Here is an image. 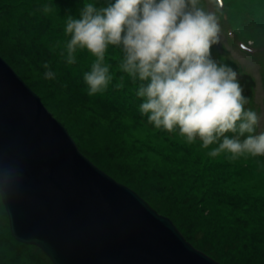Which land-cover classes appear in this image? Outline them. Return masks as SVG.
I'll return each mask as SVG.
<instances>
[{
    "label": "water",
    "instance_id": "95a60500",
    "mask_svg": "<svg viewBox=\"0 0 264 264\" xmlns=\"http://www.w3.org/2000/svg\"><path fill=\"white\" fill-rule=\"evenodd\" d=\"M0 194L13 236L53 264H222L88 158L1 55Z\"/></svg>",
    "mask_w": 264,
    "mask_h": 264
},
{
    "label": "clouds",
    "instance_id": "9594fccd",
    "mask_svg": "<svg viewBox=\"0 0 264 264\" xmlns=\"http://www.w3.org/2000/svg\"><path fill=\"white\" fill-rule=\"evenodd\" d=\"M41 10L58 11L49 4ZM63 19L66 62L76 63L77 50L95 57L83 75L89 96L107 89L113 77L106 53L119 48V69L136 85L139 111L150 125L178 131L189 144L201 141L209 157H264V131L256 134L261 118L245 108L239 74L211 55L221 27L203 0H84L77 16ZM42 66L46 79L56 78L50 62Z\"/></svg>",
    "mask_w": 264,
    "mask_h": 264
},
{
    "label": "trees",
    "instance_id": "16d2710c",
    "mask_svg": "<svg viewBox=\"0 0 264 264\" xmlns=\"http://www.w3.org/2000/svg\"><path fill=\"white\" fill-rule=\"evenodd\" d=\"M20 1L23 3H19L17 7L15 5L14 10L24 9L25 13L32 12L33 23L34 20L38 21L39 18L35 16L38 14L41 24L44 25L39 28V35L37 30H34L31 39L20 40L24 46L21 53L14 44L11 47L7 42L6 44L3 43V46L8 50L0 43V54L18 72L20 71L17 66L21 63L22 56L26 54L28 56L34 55L39 59L38 65L41 68L38 69H41L43 74L46 71L42 66L43 63L50 62V67L56 72V78L47 79L49 83L46 84L51 86V91L43 95V101L51 96H56L57 91H54V87L59 86L57 83L62 84V81L68 79L73 88V92L70 94L72 95L70 108L78 106L79 109H84V111L89 109L90 112L88 111V113L95 112L99 119L110 126L115 137L112 138V132L106 134L99 127L104 137L103 142H99L97 139L100 147L94 145L92 147V149H95L94 153L81 151L98 167L122 183L131 186L128 181L126 182V179L127 176L134 174L135 180L130 179L129 181H136V187H141L144 190L143 192L139 188V193L160 213L173 218L174 221H183L187 225L189 224L191 234L196 235L200 230L205 239L209 238L214 242L215 255L221 261L226 260L224 257H229L235 260L232 261L234 264L240 263V260L244 264H250L255 260L258 262L257 264H264V247L261 246L264 245V230H262L260 223L254 221L256 216L262 217L259 215V208L264 210V202L259 201L254 196H247L246 193H243L244 191H239V193L232 190L227 184L224 185L233 174L234 178L237 177L238 180L239 178L242 179V176L249 177L248 175L252 172L251 167L241 166L237 159L233 160L228 156H225V158H228L226 161L221 162L217 161L216 158L203 159L195 151L192 144L180 141L178 131L169 133L164 129H156L150 125L147 122V117L139 111V105L142 101L136 96V85L119 69L122 56L119 48L110 46L106 53L105 63L110 65L112 81L104 92L89 96L87 94L88 86L83 79V75L85 72L90 71L95 57L85 50H77L76 53L79 54L80 58L76 56V63L70 65L66 62L65 53L60 70L58 61H62L63 57L60 52L54 55L53 51L62 50L67 37L64 38L62 34L57 32L58 24H61L60 19H55L53 13H50L49 16L48 14L45 15L41 10L43 5L48 4L49 0ZM56 1L66 8L67 14L78 15L73 11L76 0ZM95 2L98 5H103L107 0H95ZM245 6L246 16L244 18L248 22H258L259 13L262 9L264 10V0H248ZM227 31L232 35V44L236 45V35L230 29H227ZM60 36L63 38H60ZM41 38H43L42 41ZM42 46L44 49L49 47L51 53L48 55V52L40 49ZM10 48L14 49V52H10ZM22 62L26 64V62ZM76 69L80 70V76L75 83L73 73ZM59 70L58 75L57 71ZM22 77L27 80L29 78L25 75ZM121 77H123V80H121ZM120 83H123V87L117 86ZM29 85L35 91H39L34 82L30 81ZM80 91L90 104L86 102L82 95L77 96ZM53 100L56 101V98L54 97ZM56 106L58 107V105ZM84 124H88L90 129L95 131V127L91 122H84ZM146 129L151 134H154L151 131L154 130L158 139H161L165 145H161L158 141L155 145L147 143L142 138ZM127 133L130 135H127ZM111 138L113 142L117 140L118 144L122 141L129 144L134 150L133 153L141 150L140 148L145 152H151L154 155L153 158L143 155L140 156V159H143L144 163L155 167L145 169L140 165L134 171V168L128 163L119 164L115 160L112 162L113 146L111 145ZM108 151L110 153H107ZM121 156L126 157L124 154H121ZM131 156L133 159L138 160L137 155L131 154ZM246 199L247 202L251 203L249 207L245 202ZM0 201L2 202L0 207V264H46L39 253L35 251L33 245L15 239L11 232L8 213L1 194ZM206 208L210 210V219L205 216ZM245 211L246 215L244 216ZM228 226H230L231 231L226 229ZM241 228L250 232L249 236H252L249 240L247 239L248 236L242 235L241 238L237 236V230ZM187 231L188 228L186 230L188 234ZM228 231H230V234H228ZM218 247H224L226 249L225 253H217ZM226 262L230 261L227 260ZM49 264H53L52 261Z\"/></svg>",
    "mask_w": 264,
    "mask_h": 264
},
{
    "label": "rangeland",
    "instance_id": "374dc122",
    "mask_svg": "<svg viewBox=\"0 0 264 264\" xmlns=\"http://www.w3.org/2000/svg\"><path fill=\"white\" fill-rule=\"evenodd\" d=\"M83 2L84 0H80V1L76 0L74 2L73 11L75 13L78 14V10L80 7H82ZM19 3H23V2H21L20 0H0V43L3 46V43L6 44L8 42L11 45V47L12 44H14L21 53V50L23 49L24 46L20 42V40L23 41L25 39L26 40L31 39V35L34 32V30H37V33L39 35L40 34L39 28H42L44 24H41L40 22L41 19L38 14L35 15L36 17L39 18L38 21L34 20L33 23L32 22L33 17L31 16L33 14L32 12L25 13L26 11L24 9L14 10V6L16 5L17 7ZM203 3L208 10L214 11L216 15L219 17V23L221 27L218 43L212 46L211 55L218 62L226 63L229 66H231L239 74L240 83L245 89L244 95L248 97V103L245 105V108L254 110L261 118L260 123L256 128V134H258L259 132L264 131V10L262 9L260 11L258 16L259 17L258 22H248L244 18L246 16L245 3H248V0H219V4L215 3V0H212L211 3L209 2V0H203ZM48 4L57 7L58 11L52 12L54 18L60 19L61 22L60 25L58 24L57 32H59L60 34H62L64 38H66L63 33L64 25H62L64 24L63 17H65V15L67 14L66 8L56 0H49ZM49 15L50 13L48 14V16ZM29 29H31V31H29ZM227 29H230L236 35L237 37L236 45L232 44L231 41L232 35H230ZM63 37L60 36V38ZM42 39L43 38H41V41ZM242 44L245 46H242ZM5 49L8 50V48ZM40 49H44V47L42 46L40 47ZM44 50L48 52V55L51 53L49 47H47ZM9 51L14 52V49L10 48ZM26 51L28 52L29 50L27 49ZM61 51L62 50L57 52L53 51V54L56 55L58 52L61 53ZM75 55L80 58L78 53H76ZM25 56H22V61L26 62V64L21 61V63L17 66L20 72H18L16 68L14 69V67L3 56L2 57L13 67V69L18 73V75H20L21 77L24 75L29 77L28 78L29 81L27 79H23V77L22 79L28 85L30 81H32V83L34 82L38 87L37 90L39 91H35L30 85L29 86L35 92H37V94L41 98H43V95L51 91V86L46 84L47 82L49 83V81L45 78L43 71L41 69H38L41 68L38 65L39 59L34 55L28 56L26 54ZM63 59L64 57L62 58V61H58L60 64L59 66L60 70L62 68V63L64 61ZM60 70L57 71L58 75L60 73ZM79 74H80L79 69H76L75 72L73 73V76H75L74 79L75 83L80 76ZM57 84L59 86L56 85L54 87V91H57L56 96H51L50 98H47L48 100L45 99L46 101H43L46 103V104L44 103L45 106L68 129L69 133L76 141L80 150L82 151L84 150L85 152L88 153H94L95 149H92V147L94 145H98L100 147V144L97 142V139L99 140V142H103L104 140L100 128L106 134H108L109 132H112L110 126L104 123L101 119H99L96 116L95 112L88 113V111L90 112L89 109H87L88 111H84V109H79L78 106H75V108L74 107L70 108L71 107L70 102L72 98V95L70 94H72L73 88L68 79L62 81V84L59 83ZM80 95H82L85 98L86 102L90 104V102L86 99L85 95L82 94V91L77 93V96ZM54 97L56 98V101L53 100ZM56 105H58V107ZM84 122H91L95 127V131L91 130L90 126L88 124H84ZM151 131L154 134H151L146 129L142 135V138L145 139L147 143H151V145H155L157 141L161 145H165L164 142L161 141V139L160 140L158 139L155 131L154 130ZM127 135L130 134L127 133ZM113 137H115L114 132H112V138ZM112 138H111V145L113 146V151H112L113 159L111 160L112 162L113 160H115V162L119 164L128 163L134 168V171L137 167H140V165H142V168L145 169L146 168L153 169V167H155L154 165L150 166L149 164L144 163L143 159H140V156L143 155L149 158H153L154 155H152L151 152L149 151L145 152L142 148H140L141 150H137L136 153H133L134 150L129 144H127L124 141L118 144L117 140L113 142ZM179 139L181 142L186 141V139L180 135H179ZM201 143L202 142L199 140H197L195 143H192L195 151L199 155H201L203 159L213 158L207 155L209 149L202 148L200 146ZM107 153L110 152L108 151ZM121 154H124L126 157L121 156ZM131 154L137 155L138 160L133 159ZM225 156L231 157L230 154L224 153L215 158L217 159V161L221 162V161H226L228 159L225 158ZM237 161L241 166L247 165L251 167L252 172L248 175L249 177L242 176V179L239 178V180L237 177L234 178V174H233L231 178L227 180V182L224 185L227 184L228 187H231L232 190H235L237 192L244 191L243 193H246L247 196H254L259 201L264 202V157H252L251 155L245 154L244 156L239 157ZM133 175L134 174L127 176L126 179V182L128 181L131 184V186L122 183L117 179L116 180L132 188L142 198H144L139 193L140 189L143 192L144 190L141 187H139L140 189L136 187L137 182L129 181L130 179L135 180V176ZM144 199L147 201L146 198ZM247 201L248 200L246 199L245 202ZM1 203L2 202L0 201V207L2 206ZM158 203L161 204L159 201ZM246 204L248 207L251 205L250 202H247ZM209 212H210L209 208H206L205 216L208 219H210ZM243 215L244 216L246 215V211L244 212ZM259 215H261L262 217L256 216L254 221L260 223V225L262 226V230H264V210H262L261 208H259ZM169 218L174 222V224L179 229V231L184 235L186 240L192 243L197 249L205 252L206 254H208L209 256L216 259L222 264H234L232 261L235 260L229 257H224L226 260L223 259L221 261V259H219L217 255H215L216 250H215L214 242L211 241L209 238L205 239V237H203L204 234L200 230L196 235L191 234L189 231V227H190L189 224L187 225V223L183 221H177V220L174 221L173 218L171 217ZM229 227L230 226H228V228L226 229L231 231V228L229 229ZM187 228H188L187 231L188 234L186 233ZM241 229L237 230L236 233L237 236L239 238H241L242 235H244L245 237L248 236L247 239L249 240L250 237L252 236V235L249 236L250 232L246 231V229L244 228ZM230 231H228V234H230ZM33 246L35 251H37V253H39V255L43 258L44 262L46 264H49L51 262L50 258L46 254H44L38 246L35 245ZM261 246L264 247V245ZM225 250L226 249L224 247H218L217 253L224 254ZM227 260L230 262H226ZM240 261H241L240 263H236V264H244L242 260ZM257 263H258L257 260H255L250 264H257Z\"/></svg>",
    "mask_w": 264,
    "mask_h": 264
}]
</instances>
